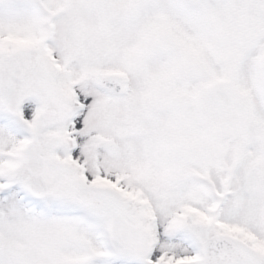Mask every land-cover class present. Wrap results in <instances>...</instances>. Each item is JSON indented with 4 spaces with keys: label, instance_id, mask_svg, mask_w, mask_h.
<instances>
[{
    "label": "snow or ice",
    "instance_id": "1",
    "mask_svg": "<svg viewBox=\"0 0 264 264\" xmlns=\"http://www.w3.org/2000/svg\"><path fill=\"white\" fill-rule=\"evenodd\" d=\"M0 264H264V0H0Z\"/></svg>",
    "mask_w": 264,
    "mask_h": 264
}]
</instances>
